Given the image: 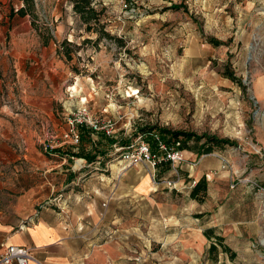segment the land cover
Masks as SVG:
<instances>
[{"label":"rangeland","instance_id":"1","mask_svg":"<svg viewBox=\"0 0 264 264\" xmlns=\"http://www.w3.org/2000/svg\"><path fill=\"white\" fill-rule=\"evenodd\" d=\"M128 2L123 8L119 0H93L102 30L111 36L98 40L70 0H33V14L23 17L10 14L22 5L19 0L0 4V207L13 204L24 185L40 197V206H59L68 195L73 208L92 204L96 213L85 219L87 237L122 236L126 264H259L264 202L252 183H260L264 168L245 166L264 158V0ZM210 37L222 44L214 46ZM63 40L72 44L62 47ZM81 105L99 121L110 120L115 140H146L156 127L236 145L210 152L225 150L229 165L202 174L208 182L204 203L190 199L185 182L171 188L158 183L157 194L149 196L122 192L127 170L139 175L149 168L123 162L118 144L107 147L104 159L99 155L100 163L64 155L70 147L96 149L87 140L75 144L68 132L67 118ZM141 127L151 129L140 135ZM199 157L191 161L197 165ZM101 198L108 200L103 217ZM208 225L250 246H231L233 255L220 246L208 250V241L195 235Z\"/></svg>","mask_w":264,"mask_h":264},{"label":"crops","instance_id":"2","mask_svg":"<svg viewBox=\"0 0 264 264\" xmlns=\"http://www.w3.org/2000/svg\"><path fill=\"white\" fill-rule=\"evenodd\" d=\"M5 1L6 0H0V4H3ZM262 80L264 81V79ZM262 92H264V86H262ZM263 96L264 93L260 97ZM181 149L183 151L184 161L179 165L180 174L178 173V176L176 175L177 181H175V186L185 182L189 185L188 194L190 196V191L194 186L192 182L195 181L196 183L202 178L201 176L203 173L209 176L210 173L205 172L209 169H222V162L221 159L214 154L205 153L200 155L198 159L199 163L196 165L194 161H191L193 156L197 157L196 148L190 146ZM70 150L74 151L72 147H70L68 151ZM224 152L225 150L221 148H219V151H214V153H218L220 156L224 157L228 166L229 159ZM64 155L68 156V159L73 157L66 153ZM60 157H62V155ZM96 162L100 163L99 161ZM247 163V166H245L246 170L264 168V158L252 162L253 167L250 166L251 162ZM87 166L91 167L92 170L103 169L97 166H91L90 164H87ZM227 166L223 170L227 169ZM68 170L71 169H65V171ZM125 173L128 177V183L125 188L121 189L122 192H125L127 189L141 196L155 195L158 183L152 180L150 170L138 175L130 168ZM157 174L160 178L166 177L169 179L173 175L166 165L160 166ZM100 175V172H96V177L102 180ZM146 176L149 178L148 184L143 182ZM253 181L257 182L255 180ZM258 181H260L259 184L264 185V170ZM147 185H149L148 190L144 191ZM206 187V195H208L207 181ZM161 188H164V186ZM31 189V186L24 185L20 193L17 196L15 195L13 204L6 208L0 207V264H16L14 261L7 263L2 261L4 253L10 245L24 246L30 251L36 261H29L28 264H126L124 257L125 243L121 240L122 236H118L115 240L103 239L100 241L99 238L89 239L87 237V229L89 227H87L85 219L92 214L91 211L96 213V209L92 204L89 206L87 203H82L79 204L78 207L73 208L68 205L71 203L72 199L71 196L68 195L59 203V206L55 204L40 206L37 204V200L40 197L34 195ZM102 192L103 198L104 195L110 194L108 193V189ZM205 198L206 196L203 197L201 192L195 198L190 196L193 202L200 203H204ZM103 203H105V205H103ZM107 203V198L102 200L101 208L98 212L100 217H103ZM204 212V210L199 211V214ZM205 216V214H202L199 217ZM214 226L215 225H208L203 229H197L195 235H197L198 239L207 240V246L213 243L220 247L221 245L216 243L214 236L223 237V244L229 248V251H223L221 248V253L225 252L224 254H226V252H229L231 255L235 253V250L231 246H250L248 243L238 244L237 238L232 242L231 239L227 238L228 234L223 235L217 232V228H213ZM208 228H213V236L210 238H207L203 234V231ZM246 264L255 263L252 259H248ZM259 264H264V260Z\"/></svg>","mask_w":264,"mask_h":264},{"label":"trees","instance_id":"3","mask_svg":"<svg viewBox=\"0 0 264 264\" xmlns=\"http://www.w3.org/2000/svg\"><path fill=\"white\" fill-rule=\"evenodd\" d=\"M22 5L19 8H16L15 11L14 9L11 10L10 14L11 15H18L20 17H23L27 14H33V0H19ZM71 5H72V10L75 14L78 15L79 19L81 22L85 25V30L87 31H92L95 30L98 32L97 39H100L102 37H107L111 38L107 32L102 30V25L100 24L101 20V10H97L94 7L93 0H70ZM181 7L180 4H172L170 8L172 9H179ZM41 36L44 39V43L48 42V36L44 37V35L40 32ZM115 41L121 45V40L120 38L114 37ZM208 42L213 44L214 46L221 45L222 42L221 40H218L217 38L210 37L208 38ZM65 44L71 45L72 42H66L63 40L60 43V46H64ZM67 59H70V51L69 50H63L61 51ZM225 75L230 78L233 81L239 82V84L242 86L241 81L239 78L235 77L231 72H224ZM156 127L153 128V130H146V129H151L150 127H141L139 129L140 135L151 132H156L165 142H171L180 139L181 141V148H187L189 146V141L191 139L195 140V143H200L197 148L196 152L197 154H205V153H210L213 151L215 147H220L222 145H236V142L233 140H230L228 138H220L215 135H208V134H201L198 135L194 132H187V131H182V130H170L168 128H160L159 130H154ZM78 132H79V142L87 140L90 142L91 145H93L96 149L92 152L85 151L84 148H78L77 151H66V154L69 156L73 157H79L84 160H86L88 163H91L93 161L98 160L100 156L103 157L107 155L108 150L107 147H115V145L118 144V146H128L133 142H129L128 139L125 140H115L112 136L106 135L104 133H95L89 128H86L85 126H78ZM204 139L203 142H200V140ZM146 141L151 142L152 141V136L149 139H146ZM78 142V143H79ZM79 145V144H78ZM98 147V148H97ZM190 149V148H189ZM57 152H59V149L55 148L53 149ZM55 152V153H57ZM100 155V156H99ZM103 161V160H102ZM100 162V161H99ZM206 179L204 177L200 178L192 187L190 191V196L192 198L197 197V195L201 192L202 196H206ZM200 215V214H198ZM213 228H208L203 231V234L207 237L210 238L213 236ZM216 239V243L221 245V248L223 251H229V248L223 244V237L221 236H214ZM217 246L213 243L210 244L208 247V250H216Z\"/></svg>","mask_w":264,"mask_h":264},{"label":"built area","instance_id":"4","mask_svg":"<svg viewBox=\"0 0 264 264\" xmlns=\"http://www.w3.org/2000/svg\"><path fill=\"white\" fill-rule=\"evenodd\" d=\"M123 8H128L130 2L128 0H119ZM68 132L72 136V140L75 144L79 142L78 126H85L95 133L102 132L106 135H110L112 131V123L110 120L106 122L99 121L94 118L88 111L85 105H81L75 109L67 118ZM152 141H146L139 137L136 142L131 143L128 146H118V157L128 165H144L151 171V178L154 182H159L166 187H174L175 182L169 178H160L157 171L160 166L166 165L172 174L178 175L179 165L184 161L183 151L181 149L180 139L165 142L156 132H152ZM116 147V146H115ZM221 159V168L224 169L227 166V162L224 157L218 153H212ZM195 181L192 182V185ZM253 187L263 195L264 197V185L258 182L252 183ZM105 205V203H103ZM262 215L264 216V204L262 207ZM2 261L7 263L14 261L16 264H28L29 261H36L35 257L30 251L20 245H10L6 249Z\"/></svg>","mask_w":264,"mask_h":264}]
</instances>
